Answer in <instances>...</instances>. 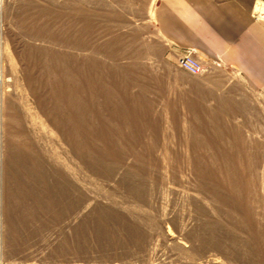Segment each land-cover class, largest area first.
I'll use <instances>...</instances> for the list:
<instances>
[{
    "label": "rangeland",
    "instance_id": "obj_1",
    "mask_svg": "<svg viewBox=\"0 0 264 264\" xmlns=\"http://www.w3.org/2000/svg\"><path fill=\"white\" fill-rule=\"evenodd\" d=\"M158 2L0 0V264H264V89Z\"/></svg>",
    "mask_w": 264,
    "mask_h": 264
},
{
    "label": "crops",
    "instance_id": "obj_2",
    "mask_svg": "<svg viewBox=\"0 0 264 264\" xmlns=\"http://www.w3.org/2000/svg\"><path fill=\"white\" fill-rule=\"evenodd\" d=\"M264 0H159L157 23L178 50L237 68L264 89Z\"/></svg>",
    "mask_w": 264,
    "mask_h": 264
},
{
    "label": "bare ground",
    "instance_id": "obj_3",
    "mask_svg": "<svg viewBox=\"0 0 264 264\" xmlns=\"http://www.w3.org/2000/svg\"><path fill=\"white\" fill-rule=\"evenodd\" d=\"M182 69V68H181ZM183 70V69H182ZM187 72V71H186ZM190 74V73H189ZM1 84H3V82L1 83L0 82V85ZM2 87V86H1ZM3 88V87H2ZM3 95L0 97V102H2V104H3ZM0 116H1V118H0V137H1V139H3V137H4V134H5V121H9V118L8 119H6V117H5V113H4V110L2 109L1 111H0ZM11 119V118H10ZM12 120V119H11ZM13 121V120H12ZM14 132V131H13ZM7 133H8V131H7ZM222 139V138H221ZM234 140V139H233ZM223 146V145H222ZM226 146V145H225ZM240 147H241V145H239ZM261 147V146H260ZM7 148V147H6ZM231 148H233V147H231ZM236 148H237V146H236ZM262 148V147H261ZM240 149V148H239ZM243 149V148H242ZM231 150V149H230ZM242 152V156H244L243 154V151H241ZM240 152V153H241ZM12 153V152H11ZM13 153H15V152H13ZM17 153V152H16ZM10 154V153H9ZM261 155V154H260ZM15 156V155H14ZM18 156V155H17ZM249 156L251 157V159H245V160H247V162H245V163H247L248 165H250L251 167H255V165L257 166V163H258V161H257V158H256V156L254 155L253 156V158H252V154H249L248 153V158H249ZM259 156V155H258ZM262 156V155H261ZM10 157V156H9ZM220 157V156H219ZM238 158V160H236L235 158ZM20 158V157H19ZM242 158V157H241ZM12 159V158H11ZM226 159L227 160H229L230 161V163L231 164H235V163H237L236 161H238V166L237 167H235L234 165L231 167V170L230 171H235L236 169L238 170L239 169V167H241L243 164H245V163H242V164H240V156L238 155V152L236 153V151L234 152L233 150H231V151H229L227 154H226ZM21 160V159H20ZM242 160V159H241ZM11 162V161H10ZM242 162H244V161H242ZM261 162H262V160H261ZM33 163H34V161H33ZM228 163V162H227ZM243 167V166H242ZM247 168V167H246ZM261 168V167H260ZM254 169V168H253ZM224 170V169H223ZM236 170V171H237ZM248 170H249V168H248ZM247 171V170H246ZM227 172H228V170H227ZM255 172V171H254ZM26 173V172H25ZM230 173V172H229ZM247 173V172H246ZM242 174V173H241ZM252 174V173H251ZM250 174V175H251ZM249 175V176H250ZM30 176V175H29ZM247 176V175H246ZM249 176H248V178H249ZM255 176V175H254ZM253 176V177H254ZM253 177H252V179H253ZM256 177V176H255ZM231 178H232V176H231ZM256 179V178H255ZM257 179H258V177H257ZM228 180H230V178L228 179ZM236 180V179H235ZM227 181V180H226ZM228 182V181H227ZM230 182H231V180H230ZM237 183V182H236ZM240 183V182H239ZM238 183V184H239ZM241 184V183H240ZM227 185V184H226ZM233 185H235V184H233ZM232 185V186H233ZM237 185V184H236ZM233 187H235V186H233ZM235 189V188H234ZM237 189H238V187H237ZM245 190V189H244ZM238 191V190H237ZM243 192V191H242ZM232 193V192H231ZM238 194V193H237ZM235 196V195H234ZM253 202V201H252ZM249 208V207H248ZM249 217V216H248ZM152 250V249H151ZM216 262V261H215ZM218 264V263H217Z\"/></svg>",
    "mask_w": 264,
    "mask_h": 264
},
{
    "label": "built area",
    "instance_id": "obj_4",
    "mask_svg": "<svg viewBox=\"0 0 264 264\" xmlns=\"http://www.w3.org/2000/svg\"><path fill=\"white\" fill-rule=\"evenodd\" d=\"M178 64L181 68L191 74H201L205 71L204 64L194 55V51L188 49L185 54L178 58Z\"/></svg>",
    "mask_w": 264,
    "mask_h": 264
}]
</instances>
